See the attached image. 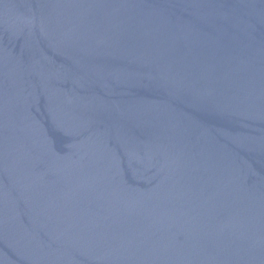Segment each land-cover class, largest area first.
Instances as JSON below:
<instances>
[{
	"label": "water",
	"instance_id": "1",
	"mask_svg": "<svg viewBox=\"0 0 264 264\" xmlns=\"http://www.w3.org/2000/svg\"><path fill=\"white\" fill-rule=\"evenodd\" d=\"M0 264H264V0H0Z\"/></svg>",
	"mask_w": 264,
	"mask_h": 264
}]
</instances>
